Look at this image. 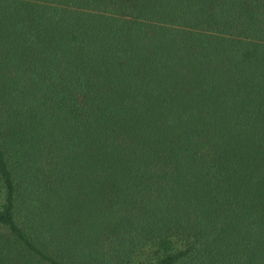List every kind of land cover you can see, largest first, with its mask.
<instances>
[{"label":"trees","instance_id":"trees-1","mask_svg":"<svg viewBox=\"0 0 264 264\" xmlns=\"http://www.w3.org/2000/svg\"><path fill=\"white\" fill-rule=\"evenodd\" d=\"M0 264H264V0H0Z\"/></svg>","mask_w":264,"mask_h":264}]
</instances>
